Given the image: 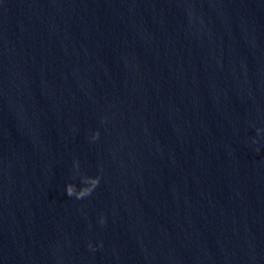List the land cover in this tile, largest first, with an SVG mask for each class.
I'll return each instance as SVG.
<instances>
[{
  "label": "water",
  "instance_id": "water-1",
  "mask_svg": "<svg viewBox=\"0 0 264 264\" xmlns=\"http://www.w3.org/2000/svg\"><path fill=\"white\" fill-rule=\"evenodd\" d=\"M258 128L264 0H0V264H264Z\"/></svg>",
  "mask_w": 264,
  "mask_h": 264
},
{
  "label": "clouds",
  "instance_id": "clouds-1",
  "mask_svg": "<svg viewBox=\"0 0 264 264\" xmlns=\"http://www.w3.org/2000/svg\"><path fill=\"white\" fill-rule=\"evenodd\" d=\"M257 132H258V133H264V128H258V129H257ZM93 138H95V137H93Z\"/></svg>",
  "mask_w": 264,
  "mask_h": 264
}]
</instances>
